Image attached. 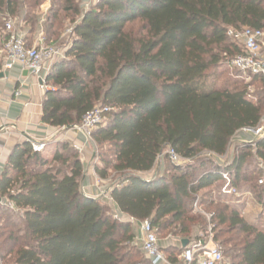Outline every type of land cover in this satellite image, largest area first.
Masks as SVG:
<instances>
[{
  "label": "trees",
  "instance_id": "1",
  "mask_svg": "<svg viewBox=\"0 0 264 264\" xmlns=\"http://www.w3.org/2000/svg\"><path fill=\"white\" fill-rule=\"evenodd\" d=\"M59 1L64 13H81L76 0H54ZM42 2L0 0V67L9 39L6 18L27 8L23 19L32 34L38 23L34 9ZM51 10L47 42L59 20L58 11ZM135 22L142 24V35L127 28ZM230 27L264 29V0H98L76 22L66 57L48 74L52 86L45 93L42 122L73 128L96 106L110 107L106 124L92 132L108 154L102 153L95 170L104 179L115 173L110 193L120 212L136 221L150 219L158 236L169 230L181 242L192 239L191 224H202L205 231L215 222L226 259L232 251L233 261L226 264H264V229L249 222L240 205L201 198L211 222L194 212L199 194L221 181L222 171L241 188L251 181L245 171L249 159L254 153L264 159V133L238 145L229 163L200 155H224L232 138L244 128H257L264 115L263 75L251 76L263 85L256 92L238 78L208 81L209 70L223 61L230 65L240 51L228 35ZM167 146L193 160L176 164L165 156L169 165L162 173L150 179L137 174L152 171ZM253 173L263 201L259 178L264 170ZM84 179L80 153L68 142H60L51 158L35 150L31 140L15 145L0 176L2 259L9 257L10 264H152L133 244L132 222L88 195ZM163 249L179 262L184 246Z\"/></svg>",
  "mask_w": 264,
  "mask_h": 264
},
{
  "label": "built area",
  "instance_id": "2",
  "mask_svg": "<svg viewBox=\"0 0 264 264\" xmlns=\"http://www.w3.org/2000/svg\"><path fill=\"white\" fill-rule=\"evenodd\" d=\"M5 33L9 34V39L5 46L4 69L20 68L27 71L29 75L35 77L41 82L42 86L47 88V77L53 64L66 57V48L58 49L49 44L41 34L34 44H29L27 35L23 30L17 29L13 20L10 18L6 23ZM228 35L240 46V51L231 58L232 68L241 71L244 74L263 75L264 76V29L252 27H243L236 29L230 27ZM21 91H16L19 95ZM111 110L108 106L98 105L89 111L82 119V122L73 128L82 132L87 137L92 138L93 130L106 124V114ZM253 129L260 136L261 128ZM2 139L0 135V146ZM34 149L37 151L45 150V143L33 142ZM206 152V151H205ZM209 156L215 154L207 152ZM168 156L169 160L176 164H184L193 160V158L182 157L171 146L160 154L159 159ZM263 162V161H262ZM264 170V164H261ZM222 193L228 197L238 196L241 198L238 205L244 201L246 195H252L249 191H240L234 184V178L228 171H222ZM259 184L264 185V176L259 178ZM260 206V205H259ZM261 207V206H260ZM194 212L205 215L211 222L212 213L207 212L200 203L199 199L194 204ZM140 241L141 247L146 255L152 261V264H226L225 248L223 244L215 238L214 225L209 223L208 229L199 233L184 246L179 262H173L169 258L163 246L160 243L157 228L150 219L140 223ZM180 243L181 240H178ZM1 264V258H0Z\"/></svg>",
  "mask_w": 264,
  "mask_h": 264
},
{
  "label": "rangeland",
  "instance_id": "3",
  "mask_svg": "<svg viewBox=\"0 0 264 264\" xmlns=\"http://www.w3.org/2000/svg\"><path fill=\"white\" fill-rule=\"evenodd\" d=\"M97 2H98V0H76V3L78 4V6L81 10V13L79 15H74L72 12L64 13L63 11H61L60 6L62 3L60 1L55 3L54 0H43V2L37 8L34 9L35 14H33L34 12H32V14L36 15V17L38 19V23L36 25V30L32 34L29 33L30 25L27 24L26 22H24V19H23V16L25 15V12H26L25 10L27 9L25 7L22 11L21 16H19V17L9 16L6 18V23L11 18L15 24V27L17 29L23 30L24 33L27 35V39H29L30 42H33V41L35 42L36 39L41 34L43 35V37L47 41L48 36L46 34L45 23H46L47 17L51 14V11H52L51 9H55V11H58L59 20H58V23H56L54 26V31H56V34L49 39L48 43L56 46L58 49H63V48L68 47L71 44L73 38L75 37L74 27L76 25V22L81 19L82 15L85 11H87L90 7L94 6ZM127 28L134 30L135 33L138 35H142L144 33V31L142 29V24L139 22L128 24ZM208 75H209V77H208L209 82L214 81L215 78H217V79L219 78V83L225 82L228 79L233 80V79L238 78L240 81L252 83V85L250 86V91H252V92L262 91V89H263V85L259 81V79L253 78V77L249 76L248 74L240 73L237 70L232 69L231 66L226 61H223V63L220 66H217L216 68L209 70ZM48 86H49V88H51L52 84H49ZM259 128L262 129L261 134H263L264 133V115H263V118H262L260 125L254 129H259ZM258 137H261V136L259 134H257L255 132V130H253V129L252 130L251 129H248V130L242 129L237 133V135H235L232 138V141H231L230 147H229L230 148L229 154H231V155L228 154V156L221 157V158L217 155H213V156L221 164L229 163L234 159L238 145H241L242 142L251 143L254 139H256ZM88 138L90 139V141H92L94 143V150H93L94 151V157L93 158L95 161H97V162L100 161V159L102 158V153L103 154L105 153V155L108 156V154L105 152V151H107V148H99L97 142H95V140L93 138H90V137H88ZM48 152L49 153H46V154H48L51 158L52 154H54V153L52 150H49ZM200 155L201 156L202 155L209 156V154H207V152H202ZM159 162L160 163L162 162V164L164 163L165 167H167L169 165L168 160H166L165 157H164V159H159ZM262 163L264 164V159L258 157L254 153L253 156L249 159L248 164H246L247 169L245 171L249 172L248 175H249L251 181L248 183H242L241 188H239V190L244 191V192L249 191L252 193V195H246V197L243 198L244 201L241 203V206H238V201H240L241 198H239L238 196L228 197L222 193V190H221L222 181H219L218 183H216L213 187H211L207 191L201 192L198 196V199H201V198L202 199L203 198L215 199V200L219 201V202H217L218 204L224 203L225 201H229L231 203H236L238 208L242 211V215L249 222H255L256 221L257 224L259 225V227L264 229V198H263V201H259V199L256 195V192L260 191L259 188L256 186V179H257L258 175L253 173V171L258 172V168L261 169ZM115 176H116L115 173H110L109 178H107V180H108V182L106 184L107 190H109V188L113 187V185L115 183ZM262 176H264V174ZM100 183H101V179H98L97 184H100ZM109 192H111V191H109ZM107 194H108V191H101V193H100V195L102 196V202H104L105 204H107L110 207L109 208L110 213H112L115 217H117L121 220L127 221L124 219V216L119 215L116 212V210L113 208L110 197ZM4 201L10 205V203L8 201H6V200H4ZM218 204H214L213 208H211V209L214 210V207H216ZM190 215H194V214L192 213ZM131 222H132L134 233L136 236L134 241H133V244L136 245V247L139 250H141V241L139 239V237H140V230L139 229H140L141 221L132 220ZM214 223L215 222H213V224ZM202 227H203V225L198 224L197 222L191 224V230H190L189 235L192 236V238L196 237L199 233H201L203 231ZM172 238H173V236L171 235V233H169V230L161 231L159 234V239L161 241L160 243H162L164 246H168L169 241ZM176 244H180V242L178 241V242H176ZM226 248H228V247H226ZM231 254H232V251H230L229 254L227 255L228 262L233 261ZM0 258H1V264H10V263H8L9 257H7L6 259H2V254L0 253ZM142 259H144L143 254H142L141 260ZM236 261H238V260H236Z\"/></svg>",
  "mask_w": 264,
  "mask_h": 264
},
{
  "label": "crops",
  "instance_id": "4",
  "mask_svg": "<svg viewBox=\"0 0 264 264\" xmlns=\"http://www.w3.org/2000/svg\"><path fill=\"white\" fill-rule=\"evenodd\" d=\"M27 40L29 41V39ZM34 43V41L31 42V44ZM2 62L4 65L5 55ZM3 65L0 67V74H3L0 77V135L2 139V145L0 146V176L11 151L18 143L26 140L45 143L47 146L44 151L49 153L48 151L52 150L55 153L60 142H68L80 152V157L85 166L84 191L88 195L99 199H102L101 191H108L107 195H109L116 212L124 216L127 221L134 220L132 217L120 212L109 192L111 188L107 190L108 180L97 174L95 170L97 161L93 158L94 143L85 134L74 128L54 127L42 122L43 101L46 91L50 88L43 87L41 82L29 75L27 71L17 67L4 69ZM16 91H21V93L16 95ZM229 149L219 157L228 156ZM164 170V163L158 161L152 171L137 174L150 179ZM98 179H101L100 184H97ZM176 242H178V239L173 237L169 241V245L176 244ZM161 245L165 247L162 243Z\"/></svg>",
  "mask_w": 264,
  "mask_h": 264
},
{
  "label": "water",
  "instance_id": "5",
  "mask_svg": "<svg viewBox=\"0 0 264 264\" xmlns=\"http://www.w3.org/2000/svg\"><path fill=\"white\" fill-rule=\"evenodd\" d=\"M3 76V74L1 73L0 74V77H2ZM2 200H1V198H0V202H1ZM188 239H184L183 241H182V243H183V246H186L187 244H188Z\"/></svg>",
  "mask_w": 264,
  "mask_h": 264
}]
</instances>
